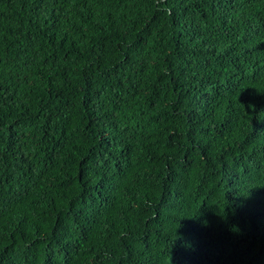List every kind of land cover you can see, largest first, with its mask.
<instances>
[{"label": "trees", "instance_id": "16d2710c", "mask_svg": "<svg viewBox=\"0 0 264 264\" xmlns=\"http://www.w3.org/2000/svg\"><path fill=\"white\" fill-rule=\"evenodd\" d=\"M0 264H264V0H0Z\"/></svg>", "mask_w": 264, "mask_h": 264}, {"label": "clouds", "instance_id": "9594fccd", "mask_svg": "<svg viewBox=\"0 0 264 264\" xmlns=\"http://www.w3.org/2000/svg\"><path fill=\"white\" fill-rule=\"evenodd\" d=\"M249 107H251V106H249Z\"/></svg>", "mask_w": 264, "mask_h": 264}]
</instances>
